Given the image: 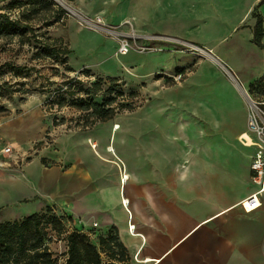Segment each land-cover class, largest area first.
<instances>
[{"label": "crops", "instance_id": "1", "mask_svg": "<svg viewBox=\"0 0 264 264\" xmlns=\"http://www.w3.org/2000/svg\"><path fill=\"white\" fill-rule=\"evenodd\" d=\"M72 1L74 15H89ZM259 3L248 0L236 19L221 14V4L214 10L222 19H212L208 4L192 35H209L212 20L219 25L216 40L229 42L214 47L218 67L199 59L192 80L166 89L140 125L120 119L86 127L62 142L59 173L31 176L78 227L116 228L132 264H264V196L251 181L255 149L240 141L248 131L245 96L264 98V85L250 93L264 76V50L253 43L257 20L240 25ZM32 121L15 137L31 136Z\"/></svg>", "mask_w": 264, "mask_h": 264}, {"label": "rangeland", "instance_id": "2", "mask_svg": "<svg viewBox=\"0 0 264 264\" xmlns=\"http://www.w3.org/2000/svg\"><path fill=\"white\" fill-rule=\"evenodd\" d=\"M10 1L0 3V13L7 11L5 8ZM50 1L63 11L60 12L63 20L46 32L52 38H62L67 44L71 52L68 65L73 72H67L65 67L53 61H34L36 51L33 45H20L18 39L12 42L0 40V144L12 145L21 160L25 159L19 166L12 165L0 171V224L21 221L36 213L43 214L51 208L53 214L62 219L65 229L61 235L49 230L46 246L57 264H67L69 233L78 230L98 244L99 237L106 236L111 228L105 230L100 226L84 224L78 227L75 220L65 213L61 203L50 199V188H41L31 179L32 174L59 173L63 166L62 142L86 131V125L92 122L87 113L79 111L70 103L62 109L51 105L58 85L68 80L73 86H76L74 82L77 81L89 88L99 82L101 92L93 97L98 103L104 102V94L113 85L114 89L126 95L137 92V98L121 97L114 105L116 109H119L118 105H133V111L120 109L113 120L105 123L112 125L122 120L124 124L140 125L146 107L163 97L166 89L178 86L186 79L192 80V71L196 69L199 59L211 60L218 67L215 59L219 62L216 56L220 53L214 55V47L221 50L229 42L228 39L216 40L219 25L212 20L209 35H192L197 23L195 21L204 16L205 7L211 4L214 11L212 19H222L221 14L236 19L244 12L248 0H78L89 12V15L78 13V16L71 13L74 7L72 0ZM220 4L221 14L214 10ZM260 11L264 19V4L246 11L242 15L241 27H247L248 21L255 19L253 14ZM12 13L13 17L17 16L15 12ZM50 15L42 12L40 18L53 21ZM81 16L92 20L100 17L105 25L117 28L131 40L130 53L125 56L119 54L118 40L102 33L100 29L87 27ZM68 21L80 30L69 29ZM133 34L138 37H132ZM146 37L159 39L151 41L146 40ZM145 47L150 48V51H144ZM6 65L26 69L21 75L15 76ZM83 66H88L94 72L86 68L78 70ZM179 70L182 73H178ZM260 89L257 86L250 93L260 92ZM68 101L72 99L68 98ZM31 120H34L31 124L35 126L31 136L20 134V137H15L13 131ZM90 142L88 145L91 148ZM102 259L108 264L106 256L103 255ZM127 264H132L131 256Z\"/></svg>", "mask_w": 264, "mask_h": 264}, {"label": "trees", "instance_id": "3", "mask_svg": "<svg viewBox=\"0 0 264 264\" xmlns=\"http://www.w3.org/2000/svg\"><path fill=\"white\" fill-rule=\"evenodd\" d=\"M264 4L261 0L258 7ZM7 11L0 13V40L14 41L18 39L20 45H33L35 47L34 61H53L65 67L67 72H73L69 67V55L71 54L67 44L62 38L50 37L46 30L61 22L62 15L56 4L50 0H11L5 8ZM59 10V11H58ZM3 11V10H1ZM12 12L17 14L12 16ZM42 12L50 13L53 21L40 18ZM253 17L257 23L254 27L253 43L264 50L262 43L264 37V19L255 12ZM41 32H44L40 35ZM15 76L21 75L26 67L6 65ZM35 72L36 69H32ZM182 73V71H178ZM64 78V76L62 75ZM67 79V78H66ZM112 83H115L111 79ZM73 86L68 80H64L54 91V102L51 104L57 109H62L70 103L79 111L87 113L92 122L86 127H91L98 122H107L119 112L128 109L133 111V105L114 106L118 98H137V92L126 95L117 91L115 85L104 94L103 103L94 100L100 90L99 82L85 88L81 83L74 82ZM259 88L264 85V76L257 81ZM115 93L113 97L112 94ZM84 96V97H82ZM71 98L72 101H68ZM55 125V122H54ZM56 126V125H55ZM65 225L61 218L55 216L51 208L43 214H33L21 221L6 222L0 224V264H57L50 249L46 246L49 230L61 235ZM68 259L67 264H106L102 256H106L108 264H127L130 253L122 243L116 228H111L106 236L98 239L94 244L90 237L78 230H73L67 235Z\"/></svg>", "mask_w": 264, "mask_h": 264}, {"label": "built area", "instance_id": "4", "mask_svg": "<svg viewBox=\"0 0 264 264\" xmlns=\"http://www.w3.org/2000/svg\"><path fill=\"white\" fill-rule=\"evenodd\" d=\"M83 24L87 27H94L119 42V54L125 56L130 53L132 46L130 39L123 36L117 28L105 25L102 18L98 17L94 20L86 19L81 16ZM132 37L136 38L135 34ZM146 40H156L159 38L146 37ZM144 51H150V48H144ZM248 107V131L240 137V141L244 145H251L255 151L251 164V181L258 187L257 194L264 196V98L254 99L249 95L245 96ZM0 171L10 168L12 165L19 166L25 159L21 160L20 156L15 152L12 145L0 147ZM97 225L95 224L94 227ZM131 233L135 232V226L129 227Z\"/></svg>", "mask_w": 264, "mask_h": 264}, {"label": "bare ground", "instance_id": "5", "mask_svg": "<svg viewBox=\"0 0 264 264\" xmlns=\"http://www.w3.org/2000/svg\"><path fill=\"white\" fill-rule=\"evenodd\" d=\"M72 13V12H71ZM76 16H78V15H76ZM199 49V48H198ZM228 72V71H227Z\"/></svg>", "mask_w": 264, "mask_h": 264}]
</instances>
